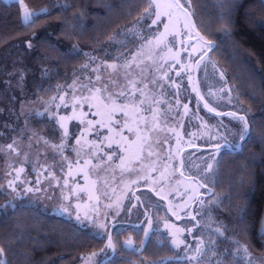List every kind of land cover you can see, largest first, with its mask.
Segmentation results:
<instances>
[{"label":"trees","instance_id":"1","mask_svg":"<svg viewBox=\"0 0 264 264\" xmlns=\"http://www.w3.org/2000/svg\"><path fill=\"white\" fill-rule=\"evenodd\" d=\"M22 1L33 12L48 7L50 13H42L34 23L25 25L19 2L0 0V66L3 67L0 87H12L19 81L24 86L23 79L31 73L33 80L35 77L36 94L42 99H50L78 79L84 65L103 57L104 50L120 38L117 37L120 33L128 29L135 37H141L140 28L149 23L148 19H141L146 15L147 0ZM181 3L190 13L195 30L204 37L201 42L206 47L205 52L209 50L206 41L215 44L197 69L200 70L204 62H211L220 71L210 78V85L217 88V80H220L227 86L225 95H231L245 110H234L227 101L220 105L224 109L220 110L222 115L208 112L194 91L187 88L193 87V83H187L183 76L177 78L176 74H168V84L159 86L174 87L171 89L173 97L165 91L160 94L165 95L162 96L165 104H162L161 118L168 122L172 117H180L176 128L180 174L194 178L201 187L207 183L206 179L200 173L192 174L189 156L194 153L198 158L208 155V160L214 157L219 160V165L214 166L213 184L208 194L203 195L201 187L191 206L195 220L191 232L187 233L196 243L193 246L203 240L215 249V253L207 251L202 257L204 264H217L225 250L235 253L238 245L249 247L253 264H263L264 239L260 238V224L264 215V143L259 137L264 135V0H181ZM183 13L188 22V16ZM188 30L192 32L189 22ZM189 41L185 42L184 52ZM73 48L77 53L69 55ZM199 70L198 87L202 81ZM179 72H184V63ZM9 92L12 90L5 88L0 93L3 97ZM185 104L188 105L186 115ZM230 112L254 121L256 139L245 144L239 134L237 144L243 145L241 149H224L216 158L215 146L230 144L235 129L242 127L243 131V124L227 115ZM192 118H197L195 123ZM219 127L224 140L207 144L209 152L202 154L205 133L209 134L211 142L212 131ZM3 180L0 174V247L5 249L8 264H76L82 254L104 249L102 238L68 219L48 214L37 206L7 204ZM201 217L208 220L201 221ZM217 228L224 232L223 236L215 231ZM195 232H198L196 238H191ZM184 250L185 247L174 248L166 235L153 233L140 250H129L117 244L104 264H196L187 259ZM231 259L229 256L225 264H230Z\"/></svg>","mask_w":264,"mask_h":264},{"label":"rangeland","instance_id":"2","mask_svg":"<svg viewBox=\"0 0 264 264\" xmlns=\"http://www.w3.org/2000/svg\"><path fill=\"white\" fill-rule=\"evenodd\" d=\"M6 1L19 2L23 21V6H26L23 1ZM172 11L175 14L174 24L178 21L179 35L170 32L158 43L155 37L165 29L163 23L152 25V19H155L153 9L149 23L140 28L141 37H135L128 29L122 35L120 33L117 36L120 38L113 40L110 43L112 46L104 50L103 57L91 60L88 71H85L86 67L80 70L75 83L72 82L50 99H42L36 94L35 77L33 80L31 73L27 74L26 80L23 79L24 86L19 81L12 87H0V92L5 88L12 90V93H6L3 97L0 93V174L4 179L3 190L8 196L7 204L12 207L37 206L48 214L74 222L104 240L103 252L82 254L76 264H88L87 258L93 253L97 254L93 264H98L105 254L110 256L113 250L106 248L109 234L115 245L121 243L129 250H140L143 246L141 242H145L153 233L166 235L174 248L187 245L188 252L192 253L195 247L193 244L196 243L190 240L186 229L194 224L191 206L197 200L201 187L194 178L182 176L179 172L181 155L177 149L179 136L176 128L180 117H172L168 122L161 118L162 104H165L162 96L165 95L160 94L165 91L173 97L171 89L174 87L159 86L168 84V74H176L177 78L183 76L187 83H193L194 63L203 55L206 47L199 40L190 41L186 43L187 51L184 52L185 42L192 37V32L188 30L184 13L176 9ZM161 19L164 23L168 22L166 17ZM125 36L130 37L125 39ZM149 40L152 43L149 44ZM133 55H136V61L131 67H122ZM183 63L184 72L181 73L179 69ZM110 64H116L117 70L109 68ZM211 64L204 62L200 70L197 69V76L199 70L202 80L198 87L199 96H204L217 112L224 110L220 105L227 101L234 110L245 111L234 102L231 95H225L227 86L220 80H217L219 87L210 85V78L220 71ZM2 71L3 67L0 66ZM165 72L167 76H164ZM82 73L85 75L82 76ZM98 76L100 79H97ZM130 80L137 81L145 94L142 96L136 92L137 103L140 99L144 100V104L139 106L142 110L136 113L139 117L138 126L130 121L131 108L127 109L129 116H125L124 112L115 110L108 99L111 93L118 105L127 102V97H119L118 94L121 88L129 93L133 91ZM105 86L107 91H96ZM187 88L194 91V87ZM182 92L186 93V90ZM105 100L108 107H105ZM157 101L160 103L157 104ZM152 109H157L155 120ZM196 119L192 118V122L195 123ZM126 120H129L128 126H125ZM61 123L69 132L66 140ZM241 131L242 127L233 131L234 137L230 139V144H237V136ZM205 134L202 154L209 152L207 144L224 140L220 127L212 131L215 139H211V142L208 141L209 134ZM138 137L144 138L143 150ZM110 141L111 147L108 146ZM8 145H12V149ZM113 151L116 155L109 160ZM199 156L203 157L198 158L194 153L189 156L191 172L207 177V183L201 191L207 195L209 186L213 184L215 164L213 158L208 160V155ZM198 159H202L199 164L196 163ZM209 163L214 164L212 171L207 168ZM20 169L23 171L18 176ZM9 181H13L11 187ZM29 188L32 191H27ZM77 214L83 220V225L77 221ZM85 216L100 221L107 228L92 226ZM205 218L201 217L200 220L204 221ZM165 223L185 229L179 234L184 244L179 247L173 244L175 227H165ZM262 227L264 215L260 232ZM145 232L149 233L148 238ZM196 233L190 237L196 238ZM129 240L131 246L126 244ZM262 262L264 264V260Z\"/></svg>","mask_w":264,"mask_h":264},{"label":"snow or ice","instance_id":"3","mask_svg":"<svg viewBox=\"0 0 264 264\" xmlns=\"http://www.w3.org/2000/svg\"><path fill=\"white\" fill-rule=\"evenodd\" d=\"M148 2V7L145 8V16H142L141 19H151L152 15H153V9H154V15H155V19H152V25H159L161 23L164 24V29L165 31L163 33H160L159 36L155 37V39L157 40V42H162L163 39H165L167 37V35L170 32H174L175 34L179 35V28H178V21L176 22V24H174L173 22V17H174V12L172 11L173 9L176 10H180V11H184L185 5H183L181 3V0H147ZM188 7H190V3L188 5ZM42 13H50V9L48 7H45L43 9H40L39 11L36 12H30L27 8V6H23V23L25 25H29L31 23H34L35 20L37 18L40 17V15ZM186 15L190 16V13H185ZM162 17H166L167 18V23H164L163 20L161 19ZM187 27V26H186ZM225 35H228L227 32H225ZM189 36H191V33H189ZM197 36L199 37L200 40H204L203 36H200L199 33H197ZM148 43H152L151 40L148 41ZM208 45L209 50H212L215 47L214 42L212 41H206L205 42ZM29 48L32 47L31 42H29ZM77 49L73 48V50L68 53L69 55H74L77 53ZM169 51L171 52L172 49H169ZM178 57V54H177ZM203 58V56L201 57V59ZM136 61V55L132 56V59L130 61H126L125 65H123L122 67L125 68H130L132 63H134ZM177 62H179V60L177 59ZM84 67H88V65H84ZM109 68L113 69V71L117 70V65L116 64H110L108 65ZM128 75H131L130 73H128ZM179 75V73H178ZM164 76H167V73H164ZM222 78H223V73L221 74ZM22 78V77H21ZM97 79H100V77L98 76ZM191 79V78H190ZM75 83V81H74ZM133 91L131 93H129L126 89L121 88V90L119 91L118 96L119 97H127V102L122 103V104H117L115 99H112L111 97V93H109L108 95V99L111 100V104L112 106L115 108V110H119L124 112L125 116H129V112L127 111V109L131 108L132 114L130 116V121L132 123H137L138 126V120L139 117L136 115L137 111L142 110L139 108L140 105L144 104V100L140 99L139 102L137 103V98H136V92H140L141 95H145L143 90H141L138 87V82L135 80H130L129 81ZM153 83H155V81H153ZM148 85L145 84V88H147ZM176 87H179V85H176ZM194 91H197V89H193ZM97 92H103V91H107V86H105L104 89H96ZM197 94L199 95V93L197 92ZM63 99V98H61ZM151 99V98H149ZM201 99H203V97H201ZM160 102L157 101V104H159ZM180 101L179 99H177V104L179 105ZM108 103L107 100H105V107H108ZM185 109V115L187 114L188 111V105L185 104L184 106ZM204 107L208 110V112H215L217 116L222 115V113L217 112L216 108L213 106H210L209 103H205ZM153 111V119H156V113H157V109H152ZM109 115H111V113H109ZM228 116H230L232 119L234 120H238L243 124V131L240 133V140L243 141L245 144L249 143V142H253L256 139L255 133H254V129H253V124L254 121H250L249 119L246 118L245 115H238L236 112H230L227 113ZM63 119V118H62ZM70 119V118H69ZM90 124H92V121H89ZM221 124H223V121H221ZM129 125V120L125 121V126ZM61 127L64 128V139L66 140L69 136V132L67 127L61 123ZM153 127H157V125H154ZM129 130L131 131L132 129L129 127ZM213 139H215V137H212ZM124 139H127L126 137ZM138 139L141 140V150H143V143H144V138L143 137H138ZM260 142L264 143V135H261L259 137ZM47 143V141H46ZM77 143H79V140H77ZM109 147H111V141L108 145ZM243 145L242 144H228L225 143L223 145L217 144L215 147L217 148V153L216 155H221L224 149H235V150H240L241 147ZM9 149H12V145H8ZM62 147V145H61ZM121 147L123 148V145H121ZM116 155L115 151H113V153L111 155H109V160L112 159V157ZM122 163H123V158H121ZM214 160V164L215 165H219V160H216L215 157L213 158ZM213 163H209L207 165V168L209 171H212ZM23 171V169H20L17 172V175L19 176V172ZM183 174V173H182ZM207 179V177L205 178ZM13 184V181H9V186L11 187ZM205 185H201V187H204ZM13 191H15V188H13ZM27 191H32L31 188L27 189ZM174 215H176L175 212H173ZM194 218V217H193ZM77 221L79 222L80 225H83V220H81V217L79 214H77L76 216ZM85 219L89 220L91 222L92 226L95 227H100V228H107V225L101 223L98 220H92L91 217L85 216ZM165 227H175L173 225H169L167 223H165ZM185 229H181L179 227H175V231L172 233L173 235V244L176 245L177 247H179L181 244H184L185 241L181 240L179 237V234L184 231ZM188 232H191V229H186ZM220 236L224 235V232L221 231L220 228H217L215 230ZM145 237L148 238L149 237V233L145 232ZM260 238L264 239V227H262L261 232H260ZM143 241L141 242V244L143 245ZM213 243H215V241H213ZM126 244L128 246H131L132 242L131 240L127 241ZM188 247L189 246H185V254L187 256V259L191 262V261H195L196 264H204V261L202 260V257L206 255L207 251H212L215 253V249L209 247L208 245L205 244V242L203 240H200L199 243L192 249V254L188 255ZM106 248L108 249H112L113 252H115L116 250V245L113 242V237L112 235L109 234L108 236V243L106 245ZM102 252L104 251L103 249L101 250ZM242 252V255H241ZM96 253H93L92 256L87 258V262L88 264H93V262L95 261V257H96ZM6 256V252L5 249L3 247H0V264H8L6 258H4ZM231 256L232 259L230 261V264H253V259L251 257V253L249 251V247L247 245H238L237 250L235 253H229L227 252V250H225L224 254H221V260L217 262V264H225V262L227 261V258ZM108 259L107 254H105V256L98 262V264H104V261ZM161 264H164V262H161ZM210 264V262H209Z\"/></svg>","mask_w":264,"mask_h":264},{"label":"water","instance_id":"4","mask_svg":"<svg viewBox=\"0 0 264 264\" xmlns=\"http://www.w3.org/2000/svg\"><path fill=\"white\" fill-rule=\"evenodd\" d=\"M184 12L185 13H188L187 11H186V9L184 8ZM188 16V15H187ZM188 22H189V26H190V28H191V30H192V32H193V38H192V41H198V40H200L199 39V37L197 36V31L195 30V28H194V26H193V20H192V17L191 16H188ZM200 35V34H199ZM201 36V35H200ZM200 41H204V40H200ZM211 52V50H208V51H206L202 56H203V58L202 59H204L209 53ZM201 56V57H202ZM201 57L199 58V59H197L196 60V62L194 63V66H193V87L195 88V89H197V91H194V93H195V95H196V97L199 99V101L201 102V104H202V106H203V108L204 109H206L205 107H204V104H205V102L201 99V97L197 94V92H198V78H197V67H198V64L201 62ZM207 110V109H206ZM208 111V110H207Z\"/></svg>","mask_w":264,"mask_h":264},{"label":"flooded vegetation","instance_id":"5","mask_svg":"<svg viewBox=\"0 0 264 264\" xmlns=\"http://www.w3.org/2000/svg\"><path fill=\"white\" fill-rule=\"evenodd\" d=\"M192 37H193V36H192ZM192 37H191V38H192Z\"/></svg>","mask_w":264,"mask_h":264}]
</instances>
